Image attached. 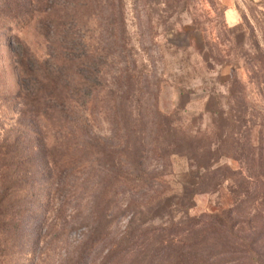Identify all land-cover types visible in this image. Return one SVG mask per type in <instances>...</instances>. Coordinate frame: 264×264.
I'll use <instances>...</instances> for the list:
<instances>
[{"label": "rangeland", "instance_id": "374dc122", "mask_svg": "<svg viewBox=\"0 0 264 264\" xmlns=\"http://www.w3.org/2000/svg\"><path fill=\"white\" fill-rule=\"evenodd\" d=\"M0 264H264V0H0Z\"/></svg>", "mask_w": 264, "mask_h": 264}, {"label": "trees", "instance_id": "16d2710c", "mask_svg": "<svg viewBox=\"0 0 264 264\" xmlns=\"http://www.w3.org/2000/svg\"><path fill=\"white\" fill-rule=\"evenodd\" d=\"M80 37V36H79ZM70 54H71V56H70ZM69 58H70V60L71 61H74V56L75 55H73V53H71V52H69ZM60 58H61V56H60ZM93 64V63H92ZM92 64H89L88 65V71L90 72V70H92L93 69V65ZM78 66V65H77ZM79 67V66H78ZM77 71H79V68H78V70ZM25 95V97H26V100H25V104L27 105V104H37V105H39V97L37 96V95H33L32 96V94H30V93H26V94H24ZM33 110H36V108H34Z\"/></svg>", "mask_w": 264, "mask_h": 264}]
</instances>
